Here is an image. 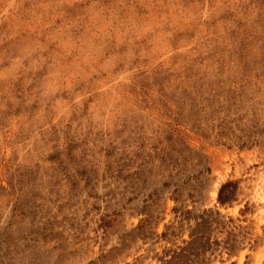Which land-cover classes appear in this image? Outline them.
Returning <instances> with one entry per match:
<instances>
[{"label":"rangeland","instance_id":"obj_1","mask_svg":"<svg viewBox=\"0 0 264 264\" xmlns=\"http://www.w3.org/2000/svg\"><path fill=\"white\" fill-rule=\"evenodd\" d=\"M192 230L186 264H264V0H0V264Z\"/></svg>","mask_w":264,"mask_h":264},{"label":"trees","instance_id":"obj_2","mask_svg":"<svg viewBox=\"0 0 264 264\" xmlns=\"http://www.w3.org/2000/svg\"><path fill=\"white\" fill-rule=\"evenodd\" d=\"M235 192H236L235 182L228 180L222 183L217 193V202L221 205H225L232 202L235 197ZM207 211L208 210H205V212L201 214V220L197 222L198 225L201 224L205 225L209 221V219L205 215ZM245 211L246 209L243 210V212ZM193 234L194 232L192 230V232H190V240L187 242V246L181 248L178 247L176 250H170L166 254L168 258L164 261V264H186L187 259L190 257V253L195 257H198L200 255L199 251L193 252L195 251V249L190 248V246L193 244L201 245L200 242L201 236L197 237L196 235Z\"/></svg>","mask_w":264,"mask_h":264}]
</instances>
